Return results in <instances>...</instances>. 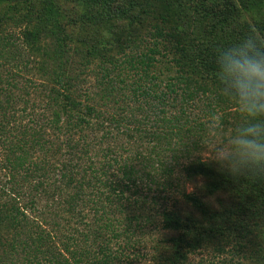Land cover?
I'll return each instance as SVG.
<instances>
[{
	"label": "trees",
	"instance_id": "1",
	"mask_svg": "<svg viewBox=\"0 0 264 264\" xmlns=\"http://www.w3.org/2000/svg\"><path fill=\"white\" fill-rule=\"evenodd\" d=\"M249 33L264 0H0V264H264V180L194 136Z\"/></svg>",
	"mask_w": 264,
	"mask_h": 264
},
{
	"label": "clouds",
	"instance_id": "2",
	"mask_svg": "<svg viewBox=\"0 0 264 264\" xmlns=\"http://www.w3.org/2000/svg\"><path fill=\"white\" fill-rule=\"evenodd\" d=\"M221 94L235 103L239 121L209 113L198 138L202 155L233 177L264 180V44L254 34L213 50Z\"/></svg>",
	"mask_w": 264,
	"mask_h": 264
},
{
	"label": "rangeland",
	"instance_id": "3",
	"mask_svg": "<svg viewBox=\"0 0 264 264\" xmlns=\"http://www.w3.org/2000/svg\"><path fill=\"white\" fill-rule=\"evenodd\" d=\"M201 153H202V150H200ZM202 155V154H201ZM203 156V155H202ZM187 189L190 190L191 189V186H187ZM2 248L4 249L5 253L7 254V257H11L9 256L8 252L9 250L7 249L5 243H4V246H2ZM2 250H0V255L2 256L3 252ZM148 259V258H146ZM217 260L216 258L214 259L213 256H211V253L208 254L206 253L205 251H203V253H195V254H192L190 256V261H191V264H208V261H211V260ZM13 262L14 264H19L20 260H19V257L18 256H13ZM145 263V257H141L140 261H136V264H144Z\"/></svg>",
	"mask_w": 264,
	"mask_h": 264
}]
</instances>
